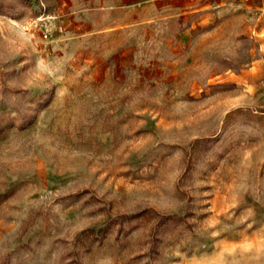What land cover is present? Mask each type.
Instances as JSON below:
<instances>
[{
  "label": "rangeland",
  "instance_id": "rangeland-1",
  "mask_svg": "<svg viewBox=\"0 0 264 264\" xmlns=\"http://www.w3.org/2000/svg\"><path fill=\"white\" fill-rule=\"evenodd\" d=\"M192 3L0 0V264H264V0Z\"/></svg>",
  "mask_w": 264,
  "mask_h": 264
},
{
  "label": "crops",
  "instance_id": "crops-1",
  "mask_svg": "<svg viewBox=\"0 0 264 264\" xmlns=\"http://www.w3.org/2000/svg\"><path fill=\"white\" fill-rule=\"evenodd\" d=\"M59 9L86 31L98 32L105 29L134 24L156 23L166 18L185 16L193 11V0H58Z\"/></svg>",
  "mask_w": 264,
  "mask_h": 264
}]
</instances>
